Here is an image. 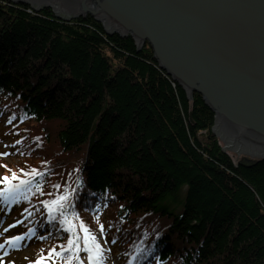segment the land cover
I'll return each mask as SVG.
<instances>
[{"label": "trees", "instance_id": "16d2710c", "mask_svg": "<svg viewBox=\"0 0 264 264\" xmlns=\"http://www.w3.org/2000/svg\"><path fill=\"white\" fill-rule=\"evenodd\" d=\"M0 110L18 159H0L1 175L32 180L17 203L39 255L67 244L43 202L70 192L119 264H264V159L247 167L223 150L214 111L149 42L0 0Z\"/></svg>", "mask_w": 264, "mask_h": 264}, {"label": "water", "instance_id": "95a60500", "mask_svg": "<svg viewBox=\"0 0 264 264\" xmlns=\"http://www.w3.org/2000/svg\"><path fill=\"white\" fill-rule=\"evenodd\" d=\"M149 42L159 66L215 113L213 132L239 164L264 159V0H11Z\"/></svg>", "mask_w": 264, "mask_h": 264}, {"label": "snow or ice", "instance_id": "6c2138e0", "mask_svg": "<svg viewBox=\"0 0 264 264\" xmlns=\"http://www.w3.org/2000/svg\"><path fill=\"white\" fill-rule=\"evenodd\" d=\"M0 155L8 154L0 153ZM3 167L7 168L6 165H3ZM21 171L23 172V169ZM24 175L33 177L42 174L38 170L33 169L30 172H24ZM13 181H17V183ZM0 184L4 185L3 188H0V197H2L5 202H8L10 200H15L22 192H30L32 180L21 179L15 172H12L11 177L6 175L0 178ZM53 187L59 188L60 186L53 185ZM36 190L42 193V188L39 184L36 185ZM70 196V192H65L64 194L57 195L55 199L43 202L52 219H55V213H59L61 217L60 224L66 232L70 233V236L67 239V244L61 245L59 251H56L55 248L51 249L47 257L40 256L34 264H47L48 259L53 256L59 258L63 264H74V262L75 264H83L79 256L81 251L88 254V264H105L104 249L98 241L96 234L91 231L88 225L80 219L79 214L74 211V205L69 203ZM25 199H27L26 195ZM67 208H72L73 211L69 213L66 210ZM99 230L100 233L103 234L105 230L103 224H99ZM5 231H7V229H5ZM22 239V236H15L9 238L6 243L15 246L16 242ZM3 246L4 245L0 244V247ZM65 253H67V255H64Z\"/></svg>", "mask_w": 264, "mask_h": 264}, {"label": "rangeland", "instance_id": "374dc122", "mask_svg": "<svg viewBox=\"0 0 264 264\" xmlns=\"http://www.w3.org/2000/svg\"><path fill=\"white\" fill-rule=\"evenodd\" d=\"M0 116H2L1 111ZM2 127L3 124L0 123V153H6L7 149H9L7 142L12 140V138L11 135L6 132V126L4 129ZM4 138H7V140ZM11 157L12 155L5 157L7 165L18 161L15 156L9 160ZM1 166L2 163L0 162V178H2ZM11 201L12 200L5 202V200L0 197V244L4 245L0 247V264H34L38 251L37 240L32 237L31 232L26 233L22 231L18 219L14 216L15 206ZM5 229H7V231H5ZM15 236H22L23 239L16 242L15 246L6 243L9 238ZM118 254L119 251L110 253L107 257V264H119ZM87 257L88 254L85 253L84 264H88ZM47 264H53L51 258L48 259Z\"/></svg>", "mask_w": 264, "mask_h": 264}, {"label": "bare ground", "instance_id": "6f19581e", "mask_svg": "<svg viewBox=\"0 0 264 264\" xmlns=\"http://www.w3.org/2000/svg\"><path fill=\"white\" fill-rule=\"evenodd\" d=\"M240 161V160H239Z\"/></svg>", "mask_w": 264, "mask_h": 264}]
</instances>
